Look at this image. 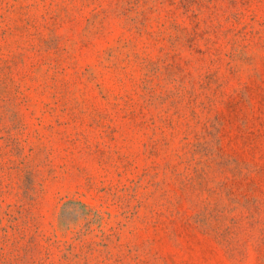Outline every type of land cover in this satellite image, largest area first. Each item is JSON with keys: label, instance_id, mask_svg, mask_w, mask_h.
<instances>
[{"label": "rangeland", "instance_id": "1", "mask_svg": "<svg viewBox=\"0 0 264 264\" xmlns=\"http://www.w3.org/2000/svg\"><path fill=\"white\" fill-rule=\"evenodd\" d=\"M0 264H264V0H0Z\"/></svg>", "mask_w": 264, "mask_h": 264}]
</instances>
